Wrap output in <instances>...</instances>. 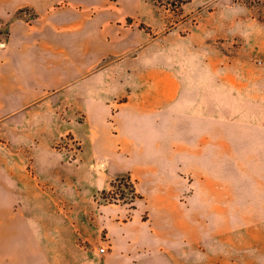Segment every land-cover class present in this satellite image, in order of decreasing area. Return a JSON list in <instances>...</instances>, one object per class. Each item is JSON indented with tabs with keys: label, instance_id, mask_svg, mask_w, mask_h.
<instances>
[{
	"label": "crops",
	"instance_id": "1",
	"mask_svg": "<svg viewBox=\"0 0 264 264\" xmlns=\"http://www.w3.org/2000/svg\"><path fill=\"white\" fill-rule=\"evenodd\" d=\"M149 7L0 0V264H51L39 254L54 250L51 234L43 248L34 226L59 214L31 209L39 198L27 188L53 187L55 174L63 186L70 171L91 193L133 183V206L93 215L87 239H105L107 249L94 250L102 264H192L199 219L210 230L215 217L261 229L264 22L171 35L149 22ZM67 134L77 164L70 147H55Z\"/></svg>",
	"mask_w": 264,
	"mask_h": 264
},
{
	"label": "rangeland",
	"instance_id": "2",
	"mask_svg": "<svg viewBox=\"0 0 264 264\" xmlns=\"http://www.w3.org/2000/svg\"><path fill=\"white\" fill-rule=\"evenodd\" d=\"M145 2L150 5L149 22L164 34L185 36L193 30L194 35H204L195 30V24L201 23V27L206 28L218 20L253 18L264 22V7H249L237 0H189L182 5H179L180 0H145ZM216 35L219 34L210 33V36ZM259 58L263 57L257 59ZM61 146L72 149L73 153L68 154L69 161L77 164V146L70 134L65 135L59 144L55 145L56 148ZM57 177L55 174L53 187L27 188V193L32 199L36 196L39 198L38 203L30 204L31 209L37 210L40 214L47 211L59 214L58 216L54 214L52 218L36 219L34 227L37 229L38 242L45 248L49 244L50 234L54 242L53 251L43 250L39 251V254L44 256L47 253L51 264H74L77 260L82 261V264H102L101 256L94 254V250L107 249L105 239L103 237L92 241L87 239V236H91L95 231L93 215L104 205L133 206L136 201L133 183L124 178L113 182L106 189L91 193L78 185L74 171H70L69 180L64 182L63 186L56 185ZM230 189L231 192L232 188ZM49 195L52 196L53 201H46V196ZM213 205L220 208L222 204ZM148 213L142 210L141 215L144 220L148 219ZM201 221L199 219L197 259H193L192 264H228L229 260L233 261L232 264H264L263 221L260 223L261 229L253 223H248V220L247 222L245 220L244 225L242 224L244 220H241L239 228L236 219L215 217L208 220L213 224L211 230ZM210 233L212 235L208 237ZM259 234L261 241L257 240ZM71 243L76 244L77 249L83 251L75 250ZM174 264H188V261L187 258L181 257L174 260Z\"/></svg>",
	"mask_w": 264,
	"mask_h": 264
},
{
	"label": "trees",
	"instance_id": "3",
	"mask_svg": "<svg viewBox=\"0 0 264 264\" xmlns=\"http://www.w3.org/2000/svg\"><path fill=\"white\" fill-rule=\"evenodd\" d=\"M237 1L245 3L249 7H258V6L264 7V0H237ZM187 2H189V0H180L179 5L185 4Z\"/></svg>",
	"mask_w": 264,
	"mask_h": 264
},
{
	"label": "built area",
	"instance_id": "4",
	"mask_svg": "<svg viewBox=\"0 0 264 264\" xmlns=\"http://www.w3.org/2000/svg\"><path fill=\"white\" fill-rule=\"evenodd\" d=\"M257 63H258V64H262V63H264V58H259V59H257ZM99 251H100V252H104V248H100Z\"/></svg>",
	"mask_w": 264,
	"mask_h": 264
}]
</instances>
